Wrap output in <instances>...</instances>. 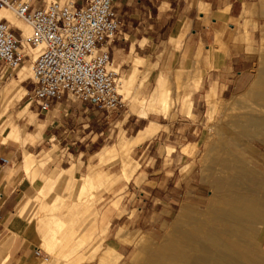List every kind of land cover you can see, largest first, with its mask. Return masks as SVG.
<instances>
[{
    "label": "crops",
    "instance_id": "crops-1",
    "mask_svg": "<svg viewBox=\"0 0 264 264\" xmlns=\"http://www.w3.org/2000/svg\"><path fill=\"white\" fill-rule=\"evenodd\" d=\"M31 1L39 4L43 0ZM114 3L121 23L119 37L110 45L112 62L119 72L121 90L137 73L136 84L144 87L146 108L137 113L122 105L107 111L65 94L53 99L47 109H41L35 101L43 127L30 118L26 132L35 134L33 137L26 140L17 126L0 137V157L10 159L7 164L0 159V264H30L32 247L37 239L42 240L41 222L36 220V215L42 213L39 190L51 185L43 186L42 177H33L27 170L36 160L46 161L50 155L45 152L52 151L55 158L52 172L63 168L69 171L66 180L76 178L89 165L98 164L105 150L113 148L105 147L104 141L113 131H120L118 122L129 133L128 140L152 130L150 136L133 147L137 158L132 157L139 168L129 181L139 178L136 196L143 197L145 204H129L128 209L134 210L132 214L119 213L117 218L124 219L119 221L122 228L107 236L103 253H108L109 258L101 263L119 264L129 256L125 264L135 254L136 248L131 249L136 246L133 240L137 234H145L141 231L147 230L148 218L157 215L160 225H165L173 214L196 215L201 211L195 208L201 204L196 203V198L202 192L197 173L198 154L208 105L217 98L232 96L248 84L253 59L242 40L244 21L251 18L247 30H252V36L256 37L264 26V0H115ZM10 13L13 12L3 9L0 18H9ZM21 21L13 23L16 35L21 36L23 29L24 36H29L31 27ZM178 42L182 44L180 48L176 46ZM169 65L192 70V78L199 81H192V88L180 96L183 104L178 109L169 111L171 104L164 111L161 91L168 90L159 74ZM33 86L32 83V89ZM21 92L19 89L12 100L20 97ZM122 95L124 98L123 92ZM168 101L172 103V97ZM38 134H42L39 139ZM88 172L79 186L77 200L61 216L64 223L73 221L83 211L80 192L88 179L94 181L97 176L95 170ZM213 200L211 195L205 209H211ZM103 219L102 232L107 233L112 221L106 213ZM99 256L101 259L102 254Z\"/></svg>",
    "mask_w": 264,
    "mask_h": 264
},
{
    "label": "rangeland",
    "instance_id": "rangeland-1",
    "mask_svg": "<svg viewBox=\"0 0 264 264\" xmlns=\"http://www.w3.org/2000/svg\"><path fill=\"white\" fill-rule=\"evenodd\" d=\"M249 21L251 22V18H246L244 21L242 38L253 59L249 82L246 87L232 96L217 98L218 100L209 103L204 119L202 143L198 154L200 166L197 172L200 176L202 192L201 197L196 198V203L201 204L195 206L201 211L196 215L188 212L181 216H178V213L173 214L165 225H160L157 215L152 216V219L148 218L145 223L147 230H140L145 234L135 236L133 242H136V246L132 245L131 249L133 251L136 248V252L125 264H151V255L156 246L175 237L177 227L183 223L186 225L189 220L196 217L206 219L213 225L219 224L217 225L219 230L231 231L232 226L225 216L234 210L243 217V225L235 231L245 252L251 255L250 264H264V248L262 249L264 247V127L253 122V118L260 115L261 111L258 104L251 101L249 95L251 85L259 81L260 75L264 73V26H261L256 37H253L252 30H247ZM253 25L256 26V22H253ZM176 46L180 48L181 42ZM26 50L34 58L35 51L32 48ZM31 70L32 59L26 57L22 65L14 69L12 76L0 78L2 99L0 131L2 127L4 128V131L0 132V137L8 134L9 128L13 126L23 130L26 140L33 137L35 134L26 132L29 129L30 118L35 119L36 124L43 127L37 114L36 102L35 100L31 102L33 99ZM192 72L182 66L171 65L161 71L159 80L164 82V88L173 99L166 108L163 107L164 111H167L171 104L169 111L178 109L179 105L183 104L179 101L180 96L192 88V81H199L192 78ZM137 78L138 75L135 73L133 82L129 81L131 83L127 87L124 83L120 90L126 100L123 108L139 113L142 107L146 108V104L145 106L143 104L146 99L143 96V85L136 84ZM24 85L31 91L29 92ZM19 89L22 91L21 96L17 95L12 100L11 97ZM252 107L255 108L251 109ZM250 112L253 118H249ZM121 124L118 122L120 131H113V134L107 136L104 141L105 147L113 148L105 150L104 154L100 155L98 164L89 165L88 169L80 171L76 178L66 180L69 171L63 168H55L56 171L52 172L51 164L55 161L52 151L45 152L50 155L46 161L36 160L27 170L33 177L40 175L43 186L46 183L51 185L49 188L39 190L42 213L36 215V220L38 223L41 222L42 240L37 239L32 247L33 260L30 264H103L101 261L109 258L108 253H103L107 246V236L111 231L122 228L119 221L124 219L117 218L119 213L132 214L134 210L128 209L129 204L132 206L145 204L143 197L136 196V182H140L139 178L131 183H129L131 179L129 181L124 179L118 159L114 156L129 138V133L123 131ZM33 127L32 125L30 128ZM41 135L38 134L37 138L39 139ZM131 155L137 158V152L133 149ZM91 166L93 167L90 168ZM39 170L40 172H37ZM92 170L97 171V176L94 181L91 179L86 181L92 186H89L88 197L81 203L85 205L82 213L73 221L64 223L61 216L77 200L79 186L82 181L84 182V174L87 171L91 173ZM31 171L36 173L31 174ZM51 192L53 194L47 197ZM211 195L214 203L210 210L205 209ZM105 213L110 222L112 221L107 233L106 230L102 232ZM153 227L157 228L152 229ZM36 247H41V255L35 254ZM100 254H102L101 259ZM124 261L119 264H123ZM111 264H114L113 261Z\"/></svg>",
    "mask_w": 264,
    "mask_h": 264
},
{
    "label": "built area",
    "instance_id": "built-area-1",
    "mask_svg": "<svg viewBox=\"0 0 264 264\" xmlns=\"http://www.w3.org/2000/svg\"><path fill=\"white\" fill-rule=\"evenodd\" d=\"M115 0H0L32 26L17 36L13 22L0 18V78L14 74L37 49L33 59L32 97L41 109L65 94L107 111L124 105L119 72L113 66L110 45L120 34ZM3 164L10 162L0 157ZM2 195V193H0ZM41 255V247L35 248Z\"/></svg>",
    "mask_w": 264,
    "mask_h": 264
},
{
    "label": "bare ground",
    "instance_id": "bare-ground-1",
    "mask_svg": "<svg viewBox=\"0 0 264 264\" xmlns=\"http://www.w3.org/2000/svg\"><path fill=\"white\" fill-rule=\"evenodd\" d=\"M7 9L13 13L9 14L11 22L17 23L18 20H22L29 27L32 26L25 20L17 16L16 12L9 7H2L0 11ZM16 15V16H15ZM17 17V18H16ZM30 33V34H31ZM24 34V32H23ZM35 51L34 58L37 55V49ZM26 50V49H23ZM32 58V64L33 59ZM114 66V65H113ZM115 67V66H114ZM116 68V67H115ZM133 75L131 76L132 81ZM260 80L253 83L249 90L250 99L255 104H258L260 108V115L251 117L253 122L264 127V73L260 75ZM133 82V81H132ZM131 83V82H129ZM161 106L166 108L169 105V96L166 90L161 91ZM252 107L251 109H254ZM152 129V128H151ZM152 134V130L147 129L146 132L140 133L137 138L130 139L125 143L118 152L114 155L117 157L121 174L124 179L129 181L133 174L139 168L137 161L132 157L131 150L135 145H139L147 136ZM256 138V137H254ZM229 142V141H228ZM115 149H117L115 147ZM113 151V150H112ZM111 151V153H112ZM103 158V156H102ZM29 159V158H28ZM104 159V158H103ZM29 162V160L27 161ZM121 178V177H120ZM90 182H86L83 185L82 191L80 192L79 203H82L88 194ZM92 186V185H91ZM90 186V187H91ZM235 194V193H234ZM243 201V200H242ZM220 218L223 219L221 214ZM185 217V216H184ZM225 217L229 224L232 226L231 231L219 230L217 225L211 224L206 219L196 217L186 225H181L175 229V237L169 238L164 242L158 244L156 249L151 255V264H250L252 261L251 255L247 254L244 250L242 242L236 236L238 227L243 225V217L237 211H233L227 214ZM219 219V218H218ZM217 219V220H218ZM216 220V221H217ZM215 221V222H216ZM221 221V220H218ZM261 244V243H260ZM264 247H262L263 249ZM47 260V258H46Z\"/></svg>",
    "mask_w": 264,
    "mask_h": 264
}]
</instances>
